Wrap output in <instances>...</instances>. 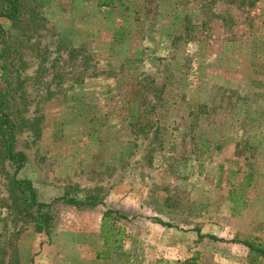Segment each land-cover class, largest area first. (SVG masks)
I'll return each instance as SVG.
<instances>
[{"label": "rangeland", "instance_id": "374dc122", "mask_svg": "<svg viewBox=\"0 0 264 264\" xmlns=\"http://www.w3.org/2000/svg\"><path fill=\"white\" fill-rule=\"evenodd\" d=\"M105 1L0 17L20 176L101 201H55L46 233L0 159V264H264L231 241L264 243V0Z\"/></svg>", "mask_w": 264, "mask_h": 264}, {"label": "trees", "instance_id": "16d2710c", "mask_svg": "<svg viewBox=\"0 0 264 264\" xmlns=\"http://www.w3.org/2000/svg\"><path fill=\"white\" fill-rule=\"evenodd\" d=\"M114 0L105 1V5H112ZM21 15L20 0H1L0 17H6L11 21H15ZM0 44L3 42L5 31L0 23ZM3 52L0 51V67L2 64ZM17 129L16 124L10 114L8 99L0 86V159L7 161L12 165L13 171L10 175V191L15 195L19 208L29 215L34 217L38 228L44 230L46 233L50 232L51 222L53 220L51 212L47 209L55 201H64L76 206H97L101 203L94 195H88L84 199L68 196L67 194L57 197L51 203L43 202L39 199L38 191L33 182L25 177L20 176L22 170L27 163V155L24 151L17 148ZM116 214L122 218H130L125 213L114 208H107L105 211V218ZM167 226H174L171 223L160 221ZM201 237H208L212 240H223L216 235L203 234L199 228L193 229ZM231 241L244 244L249 249V254L252 261L259 257L264 258V243H259L252 239H231Z\"/></svg>", "mask_w": 264, "mask_h": 264}]
</instances>
